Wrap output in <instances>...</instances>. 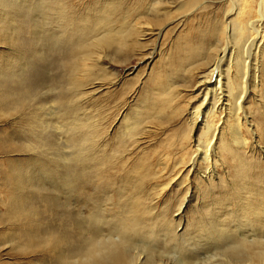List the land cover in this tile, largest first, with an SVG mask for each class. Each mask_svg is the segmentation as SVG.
<instances>
[{
    "label": "bare ground",
    "instance_id": "obj_1",
    "mask_svg": "<svg viewBox=\"0 0 264 264\" xmlns=\"http://www.w3.org/2000/svg\"><path fill=\"white\" fill-rule=\"evenodd\" d=\"M38 1V4L34 2L36 3L34 7L38 6L39 10L32 8L34 13L37 11L40 13L27 14L18 0H0V45L9 50V53L0 54V122L4 123L0 127L6 126L4 131L0 128V154L6 155L5 158L8 157V153L25 152L27 147L18 145L21 139H31L33 134L42 137L43 132L46 131L47 125L40 121V112L32 114L28 102L32 100L35 88L44 81L49 82L51 78H58L68 87L66 90L59 88L56 93L58 100L54 102L55 106L50 107L47 114H44L45 117H54L59 121L57 129L61 131L65 129L74 136L69 140L71 145L74 147L87 145V141L90 140L85 132L88 126L86 123L74 122L75 100L78 96L81 97L79 94L84 92L83 88L86 89V86L93 84L94 79L104 81L107 74L99 69L100 53L114 47L115 52L126 57L131 52L141 49L138 37L148 36L150 32L134 24V17L144 12L160 16L163 22L159 24L162 25L170 12L165 11L160 0H149L145 5L133 4L128 8L122 5L121 0H105L89 11L79 14L69 11V3L67 4L66 0ZM201 1L183 0L177 8L196 6ZM212 2L221 7L220 14L214 13V17L205 22L203 29L192 24L188 25L182 36L186 42L183 45L176 44L173 51L177 68H190V72L193 70L196 73L193 88L197 92L199 101L197 107L191 108L187 115L188 123L192 127H198L201 134L192 146L191 155L184 165L186 168L190 167V170L194 168L196 160L203 162L216 160L220 144L223 148H226L228 143L243 144L239 119L248 128L251 127L246 103L264 78V0L215 2L213 0ZM45 8L52 14H41L44 13L42 10ZM52 21L55 23L54 28H49L48 25ZM47 51L53 54L51 58H49L51 54ZM43 59L47 60L46 66L57 71L56 75L50 77L46 71L42 72L41 66L35 60ZM174 70L169 74L164 71L163 74L158 75L157 82L169 78L172 83L171 80L177 75ZM169 85L166 87L160 84L165 97L161 100L156 98L151 107H147L146 112H143V121L149 118L151 111L165 113L167 109L172 108ZM66 93L69 96L68 101L62 100ZM34 115L38 119L33 120ZM70 123L72 125L69 126ZM23 126L26 131L28 130L27 135L20 134L19 127ZM71 156L73 162L70 158L63 160L60 157L63 161L58 169L55 168L58 170L56 173L50 169L48 161L45 163L43 159L37 157H35L37 160L27 158L22 162L16 159L2 161L0 178L2 187L7 189L2 205L11 226V233L0 237L3 240L0 241L2 243L8 240V242L17 241V238H13L17 233L19 239L26 243H24L26 247L13 248L14 252L25 254L40 249L53 257L51 261L54 264H132V259L126 255L125 246L140 236L138 226L142 221L143 213L141 208L139 210L138 198L132 199L127 205H120L124 209L114 214L108 211L102 212L103 214L91 212L87 217L76 219L74 212L72 214V211L66 207L69 199L73 197L70 196L72 195L70 192L91 186L93 190H90L101 196L106 190L109 191V180L99 168L88 167L87 161H84L77 151ZM56 161L57 159L53 163ZM72 165L73 168H70ZM87 167L91 169L85 172ZM236 170L239 173L241 171L246 173L244 167ZM180 172L178 171L177 174ZM44 186L51 187L50 190L54 188L67 196L64 200H60V197L46 195ZM132 187L137 188L138 182L133 183ZM227 196L224 201L229 203L232 195L228 193ZM38 199L43 203L41 211L35 207V200ZM108 199L106 198V201ZM262 203L264 204V201ZM262 203H256L253 212L246 210L240 215L233 212L235 216L232 217V219H246L247 223L255 225L260 235L259 239L239 243L234 235L221 229L217 236L214 235V231L212 232L203 223L199 227L197 236L201 235L200 238L202 237L206 243L216 247L231 243L233 245L230 247V253L233 255L238 256L239 253H243L248 261L264 264V228L259 229V224L264 226V211L260 208ZM105 214L112 217L113 222L107 224V221L106 227H103L105 223L102 222V217ZM48 215L58 217V231L55 235L44 238L47 229L42 227V221L48 219ZM25 224L30 225L31 229H27ZM103 231L107 232L105 236H102ZM69 251L73 252V256L68 255Z\"/></svg>",
    "mask_w": 264,
    "mask_h": 264
},
{
    "label": "rangeland",
    "instance_id": "obj_2",
    "mask_svg": "<svg viewBox=\"0 0 264 264\" xmlns=\"http://www.w3.org/2000/svg\"><path fill=\"white\" fill-rule=\"evenodd\" d=\"M104 1L66 0L65 2L69 3L68 9L71 13L79 14L89 11L90 8ZM148 1L121 0L126 8L133 4L145 5ZM160 1L165 11H170L165 23L160 25L159 22H163L160 16L145 14V12L135 16L134 24L150 32L148 36L139 35L138 41L142 48L131 52L126 57L115 52L114 47L101 52L99 69L107 74L104 81L91 79L93 84L86 86V89L83 88L84 92L81 93L82 95L79 94L81 97L78 96L75 100L74 122L86 123L88 126L85 131L90 138L87 141L88 144L74 147L69 142L74 136L65 129L63 131L57 129L59 121L54 117H45L44 114H47L49 108L58 100L56 93L59 88L66 90L68 87L58 78H51L49 82L44 81L45 83L35 88L32 93L33 98L28 102L31 113L39 111L40 121L48 127L42 135L45 137L33 134V138L21 139L18 143L28 148L25 152L8 153L6 158V155L0 154V170L3 166L2 161L5 159H16L22 162L27 158L37 160L35 158L37 157L43 159L45 163L48 161L50 169L56 173L61 161L73 158L71 154L77 151L81 158L87 161L88 167H97L103 172L109 180V191L106 190L100 196L92 191L91 186L80 189L81 191L74 190L70 192L72 195L69 193L73 197L69 199L70 202H67L66 207L72 211V214L74 212L76 219H82L91 212L103 214L102 212L108 211L114 214L124 209L120 205H127L132 199L138 198L139 210L141 208L143 213L142 221L138 226L140 236L125 246L126 255L132 259V264H254L248 261L243 253L238 252V256L230 253V247L233 244L216 247L206 243L202 237L200 238L201 235L197 236V232L203 223L212 232L214 231V235L217 236L221 229L234 235L239 243L255 241L260 237L255 225L247 223L246 219L244 221L242 218L232 219V217L235 216L233 212L238 215L246 210L253 212L255 204L264 201V78L260 79L259 88H255L254 95L246 103L250 113L251 127L248 128L239 119V131L243 144L228 143L226 148L220 144L216 160L210 162L196 160L193 171L190 167L186 168L184 165L191 155L192 146L201 134L198 127H192L188 123L187 114L191 108L197 107L199 97L196 96L197 92L193 88L195 71L190 72V68L186 67L177 68L173 51L176 44L183 45L186 42L182 36L188 25L192 24L203 29L205 22L214 17V13L220 14L221 7L213 3V0H202L196 6H184L186 8L178 9L183 0ZM34 2L39 3L38 0H18L27 14H38L39 11L33 12L34 9L39 10L38 6L34 7L36 5ZM29 5L30 8H28ZM45 9L41 14H52L47 8ZM54 25L52 21L48 27L54 28ZM5 53H9V50L0 45V54ZM48 54H51L49 58L53 55L50 51ZM35 62L41 66L43 73L46 71L50 77L53 74L56 75V70L55 72L45 65L46 59L35 60ZM172 70L177 74L175 79L171 80L172 83L169 78H164V81L158 79L159 83L157 82L158 75L163 74L164 71L169 74ZM160 84L166 87L170 84L172 108L167 109L165 113L151 111L149 118L143 121V112H146L147 107L150 108L156 98L161 100L165 97ZM62 100H69L67 93ZM36 117L34 115L33 120L38 119ZM2 125L4 123L0 122V126ZM5 127H0L1 131L6 130ZM19 131L20 134L27 135L28 130L26 131L23 126L19 127ZM56 159L57 161L53 163ZM88 167L85 170L82 169L86 172L91 169ZM240 167H244L246 173H243L244 171L239 173L236 170ZM70 168H73V165ZM178 171L181 172L177 174ZM135 182H138L137 188L132 187ZM2 186L0 178V237L11 233V226L2 205L7 189ZM47 187H43L46 195L60 197V200H64L67 196L63 192H58L54 188L50 190L51 187ZM79 192L80 194L86 192V194L80 195ZM228 193L232 195L229 203L224 201L228 198ZM106 198L109 199L106 201ZM87 200L90 202L88 203ZM76 201H78L77 204ZM92 205L94 207H91ZM35 207L38 211L43 210L40 199L35 200ZM263 207L262 203L261 211H264ZM47 218L46 220L41 218L42 227L47 229L44 238L53 236L58 231V217L48 215ZM102 222L105 223L103 227H106V223H112L113 219L105 214ZM26 225L28 224H25L27 229H31L30 225ZM260 225L259 229L262 227L263 230L264 226ZM105 232H102V236L106 235L107 232ZM13 238H17V241L8 242V240L2 243L3 240L0 239L2 240L0 241V264H54L51 261L53 257L40 249L25 254L14 252L13 248L24 249L26 243L19 239L17 233ZM68 253L73 256L72 251Z\"/></svg>",
    "mask_w": 264,
    "mask_h": 264
}]
</instances>
